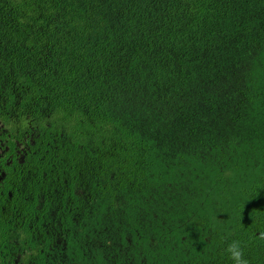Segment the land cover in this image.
Returning <instances> with one entry per match:
<instances>
[{
	"label": "trees",
	"instance_id": "obj_1",
	"mask_svg": "<svg viewBox=\"0 0 264 264\" xmlns=\"http://www.w3.org/2000/svg\"><path fill=\"white\" fill-rule=\"evenodd\" d=\"M0 121L61 264H264V0H0Z\"/></svg>",
	"mask_w": 264,
	"mask_h": 264
},
{
	"label": "flooded vegetation",
	"instance_id": "obj_2",
	"mask_svg": "<svg viewBox=\"0 0 264 264\" xmlns=\"http://www.w3.org/2000/svg\"><path fill=\"white\" fill-rule=\"evenodd\" d=\"M40 151L20 125L14 134L0 121V264H61L67 257L70 210L47 205L32 185Z\"/></svg>",
	"mask_w": 264,
	"mask_h": 264
},
{
	"label": "clouds",
	"instance_id": "obj_3",
	"mask_svg": "<svg viewBox=\"0 0 264 264\" xmlns=\"http://www.w3.org/2000/svg\"><path fill=\"white\" fill-rule=\"evenodd\" d=\"M227 252L233 264H249V261L244 257L243 248L238 240H234L228 245Z\"/></svg>",
	"mask_w": 264,
	"mask_h": 264
}]
</instances>
